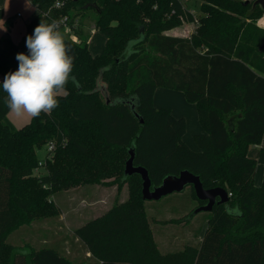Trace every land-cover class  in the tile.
Masks as SVG:
<instances>
[{
    "label": "trees",
    "instance_id": "obj_1",
    "mask_svg": "<svg viewBox=\"0 0 264 264\" xmlns=\"http://www.w3.org/2000/svg\"><path fill=\"white\" fill-rule=\"evenodd\" d=\"M31 5L36 12L19 42L0 38V264H73L55 247L27 240L15 246L9 240L24 227L58 217L55 194L93 185L128 188L125 201L73 231L94 264H264V28L257 25L264 7L254 0H31ZM63 18L76 25L78 42L62 36L78 83L58 93L59 106L51 114L14 128L6 118L3 78L18 69L17 53L28 54L26 38L39 22ZM88 20L106 39L95 55L88 50ZM185 23L194 24L188 35L166 34ZM157 88L181 92L194 104L203 130L193 137L198 151L182 139L184 118L154 107ZM253 146H259L256 158L248 156ZM130 150L151 188L188 171L204 189H224L228 201L192 215L204 204L192 187L166 197V205L180 204L184 211L198 205L163 223L184 224L188 231L192 221L197 224L192 240L162 250L156 241L162 226L146 214L139 176L123 174ZM257 164L263 167L259 187ZM40 168L44 174H37ZM237 208L239 214L231 211Z\"/></svg>",
    "mask_w": 264,
    "mask_h": 264
},
{
    "label": "rangeland",
    "instance_id": "obj_2",
    "mask_svg": "<svg viewBox=\"0 0 264 264\" xmlns=\"http://www.w3.org/2000/svg\"><path fill=\"white\" fill-rule=\"evenodd\" d=\"M198 5L199 3L195 2L191 8L195 16L198 12ZM0 9L3 11V18L0 20V38L8 35L12 42L17 43L20 40L25 23L35 14V8L31 5V0H0ZM16 13H20L22 17L17 18ZM92 25V20H88L85 31L91 34L88 41V50L91 54L95 55L102 50L106 39L98 31H93ZM186 25L189 26L184 27ZM7 27H9V32ZM189 28V23L182 24L181 28L176 31V34H179L178 36L187 35L189 34ZM37 156L39 160H44L46 149L42 148L38 150ZM261 167L262 165L260 164V169ZM44 173L43 168H40L37 172V174ZM111 186L108 188L98 187V185L80 186L55 194L52 200L59 209V216L24 227L9 242L15 246H21L23 240H27L39 246L55 247L63 254L68 255L73 264H94L93 258L86 252L83 244L76 239L73 231L85 222L102 215L115 202H123L128 198V188L126 185L119 191L116 190L115 185ZM186 189L187 187L183 191L186 192ZM168 196L158 201H145L148 218H155V223L162 226L160 231H157L156 237V241L162 250L181 248L187 241L192 240V230L195 229V225L197 224V220L192 221V229L188 231V229L185 230L184 224L172 227L169 224L163 223L171 217L182 218L188 214L191 208L198 205V203H192L184 211L186 207L183 209L180 204L166 205V197ZM150 204H152V208L148 207ZM179 210L180 215L178 216ZM204 228L205 225L203 224L199 236L194 241L201 238Z\"/></svg>",
    "mask_w": 264,
    "mask_h": 264
},
{
    "label": "clouds",
    "instance_id": "obj_3",
    "mask_svg": "<svg viewBox=\"0 0 264 264\" xmlns=\"http://www.w3.org/2000/svg\"><path fill=\"white\" fill-rule=\"evenodd\" d=\"M61 24L59 20H41L26 38L28 54L17 53L18 69L3 78V103L17 117L51 114L59 106L58 93L66 90L69 82L78 83L72 75L74 57L63 39ZM231 211L239 214L238 208Z\"/></svg>",
    "mask_w": 264,
    "mask_h": 264
},
{
    "label": "water",
    "instance_id": "obj_4",
    "mask_svg": "<svg viewBox=\"0 0 264 264\" xmlns=\"http://www.w3.org/2000/svg\"><path fill=\"white\" fill-rule=\"evenodd\" d=\"M251 0H245L248 3ZM255 4L264 7V0H254ZM264 47V43L262 45ZM128 159L125 162L123 174L125 177L138 175L141 180V197L144 201H158L161 198L173 193H181L186 187H192L198 201L204 203L195 208L192 215L200 212H210L214 205L225 204L229 195L222 188L204 189L197 176L188 171H181L177 176L165 177L161 184L151 188L147 171L140 166L133 165V151L128 152Z\"/></svg>",
    "mask_w": 264,
    "mask_h": 264
},
{
    "label": "crops",
    "instance_id": "obj_5",
    "mask_svg": "<svg viewBox=\"0 0 264 264\" xmlns=\"http://www.w3.org/2000/svg\"><path fill=\"white\" fill-rule=\"evenodd\" d=\"M16 14H18V13H16ZM21 17L22 16L17 17V18H21ZM189 24H190L189 33H191L192 30L194 29V24L193 23H189ZM188 26L189 25H186L184 27H188ZM180 28L168 31L166 34L178 36L179 34L177 35L176 31L179 30ZM23 33H24V29L20 35V38L23 35ZM180 36H186V35H180ZM12 43L14 45L17 44L16 42H12ZM0 82H1V77H0ZM176 93H181V92L177 91L174 93L173 90L164 89V88L155 89V91L153 93V105L155 108H167L175 118H184L185 123H186V130H185V133H184L182 139H183L184 143L191 150L198 151L199 149L196 146V144L194 143L193 137L197 134L203 133V130H202L200 124L198 123L196 108H195L194 104L188 103L185 100L184 96H182V94H176ZM6 118H7L8 122L14 128H20V127L24 126L31 119V117L28 116L27 114H24L21 117H17V116H15V114L11 113L10 111L6 115ZM258 149H259V146L251 147L248 150V156L250 158H256L257 154H258ZM262 175H263V167H261V169H260V164H257L256 169H255V175H254V186L255 187L260 186L261 181H262ZM98 187L108 188V187H112V186L98 185ZM83 264H85V263H83Z\"/></svg>",
    "mask_w": 264,
    "mask_h": 264
},
{
    "label": "built area",
    "instance_id": "obj_6",
    "mask_svg": "<svg viewBox=\"0 0 264 264\" xmlns=\"http://www.w3.org/2000/svg\"><path fill=\"white\" fill-rule=\"evenodd\" d=\"M242 1H245V0H242ZM56 7H59L60 4L59 3H56L55 4ZM21 15L18 13L16 14V17H20ZM62 24H61V31H62V34L68 38H70L71 40L75 41V42H78L76 36L74 35V30H75V24H72L70 25L66 18H63L62 20ZM257 25L259 27H262L264 28V15L257 21ZM47 151H51L53 148H52V145H48L47 146Z\"/></svg>",
    "mask_w": 264,
    "mask_h": 264
}]
</instances>
